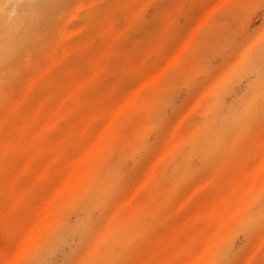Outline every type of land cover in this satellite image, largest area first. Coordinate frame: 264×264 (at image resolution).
Here are the masks:
<instances>
[{"label": "bare ground", "instance_id": "bare-ground-1", "mask_svg": "<svg viewBox=\"0 0 264 264\" xmlns=\"http://www.w3.org/2000/svg\"><path fill=\"white\" fill-rule=\"evenodd\" d=\"M142 2L0 0V227L7 230L0 264H16L43 243L36 264H212L226 231L254 218L253 191L263 182L252 170H264L262 155L254 166H239L237 180L196 184L182 206L192 217L172 223L168 247H159L161 171L232 159L233 147L264 119L255 105L264 93V64H257L264 49L250 65L260 82L248 106L221 105L210 121L170 129L162 155L142 169L133 190L122 185L161 123L151 108L160 106L164 35L140 47L122 38L141 19ZM165 25L169 34L174 19ZM193 46L194 39L185 42L168 67ZM138 78V86L124 87ZM76 206L82 217L69 225ZM107 209L103 221L91 215ZM72 239L70 256L57 263Z\"/></svg>", "mask_w": 264, "mask_h": 264}, {"label": "rangeland", "instance_id": "rangeland-1", "mask_svg": "<svg viewBox=\"0 0 264 264\" xmlns=\"http://www.w3.org/2000/svg\"><path fill=\"white\" fill-rule=\"evenodd\" d=\"M147 1L143 0L141 4L145 8L141 19L135 18L134 26L122 38L140 47L156 40L160 34L164 35L167 56L157 61L162 72L156 96L160 106L156 110L151 108L161 123L148 133L147 147L140 157L134 164L129 163L128 176L122 183L129 191L140 181L144 173L142 169L162 155L164 139L170 129L182 125L190 129L195 124L210 121L215 108L221 105L246 107L250 104L254 85L260 82L258 73L250 65L264 49V0H198L197 3H193V0ZM168 16L175 23V29L169 34L165 25ZM190 39H194L191 55L181 57L178 64L170 69L168 57L182 49ZM257 64H264V57H260ZM261 80L264 82V79ZM139 84V78L123 83L124 87ZM259 89L264 90V83ZM255 105L261 110L259 115L264 116V93L258 97ZM253 128L233 147L231 160L222 159L221 156L216 160L199 162L196 170L161 171V226L156 227L157 236H162L161 249L168 247L166 237L170 225L181 220L187 222L192 217L193 211L182 206L184 200L192 195L196 184H205L213 179L237 180L244 171L239 170V166H254L260 161V155L264 156V119ZM250 150L255 152L252 158L249 157ZM252 171L257 172L263 182L259 191H253L254 203L250 213L254 218L251 219L248 214L226 231L212 264H246L251 259L255 261L253 264H264V170ZM23 174L22 181H25L27 176ZM43 187L47 189V184L44 183ZM105 212L91 215L103 221L111 210ZM171 214L175 217H170ZM81 217L76 206L68 212L67 224H73ZM6 234V227H0V235ZM75 241L72 239V244L65 245L59 251L55 257L57 263L70 256ZM43 245L18 258L16 264H36V257L42 253ZM87 250L84 247L77 258L85 256Z\"/></svg>", "mask_w": 264, "mask_h": 264}]
</instances>
